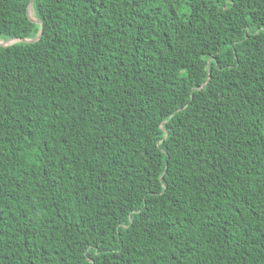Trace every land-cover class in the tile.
<instances>
[{
  "label": "trees",
  "instance_id": "obj_1",
  "mask_svg": "<svg viewBox=\"0 0 264 264\" xmlns=\"http://www.w3.org/2000/svg\"><path fill=\"white\" fill-rule=\"evenodd\" d=\"M0 0V264H264V0Z\"/></svg>",
  "mask_w": 264,
  "mask_h": 264
},
{
  "label": "water",
  "instance_id": "obj_2",
  "mask_svg": "<svg viewBox=\"0 0 264 264\" xmlns=\"http://www.w3.org/2000/svg\"><path fill=\"white\" fill-rule=\"evenodd\" d=\"M35 0H31L29 8H28V15L30 17L31 20L41 23L40 21H38L37 19H35L32 14L34 13L33 10V5H34ZM31 10H33V13L31 12ZM42 24V23H41ZM42 32L39 34L38 38L35 40H27V39H13V40H8V41H0V45L2 46H10V45H14L18 42H35L38 41L40 38H42Z\"/></svg>",
  "mask_w": 264,
  "mask_h": 264
},
{
  "label": "bare ground",
  "instance_id": "obj_3",
  "mask_svg": "<svg viewBox=\"0 0 264 264\" xmlns=\"http://www.w3.org/2000/svg\"><path fill=\"white\" fill-rule=\"evenodd\" d=\"M31 12L33 13V10H31Z\"/></svg>",
  "mask_w": 264,
  "mask_h": 264
},
{
  "label": "rangeland",
  "instance_id": "obj_4",
  "mask_svg": "<svg viewBox=\"0 0 264 264\" xmlns=\"http://www.w3.org/2000/svg\"><path fill=\"white\" fill-rule=\"evenodd\" d=\"M32 16H34V13L32 14Z\"/></svg>",
  "mask_w": 264,
  "mask_h": 264
}]
</instances>
